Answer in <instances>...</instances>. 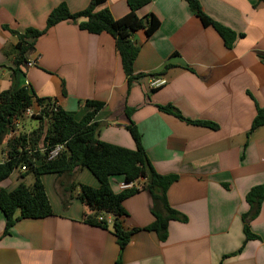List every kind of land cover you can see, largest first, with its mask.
<instances>
[{"label":"crops","instance_id":"obj_1","mask_svg":"<svg viewBox=\"0 0 264 264\" xmlns=\"http://www.w3.org/2000/svg\"><path fill=\"white\" fill-rule=\"evenodd\" d=\"M127 1L107 0L96 11L108 9L120 19L129 11ZM196 1L210 19L242 37L227 49L185 1L149 0L137 16L153 14L160 25L149 37L143 31L132 35L139 52L133 64L136 79L128 90L114 39L81 31L70 21L36 38L24 63L15 64L17 38L11 31H42L59 4L76 13L90 0H0V93L12 84L27 87L35 98L57 102L76 121L89 111L85 101L100 102L103 107L94 118L99 140L134 150L126 129L125 110H131L130 120L155 172L176 177L166 198L182 219L169 221L163 242L143 230L161 205L153 204L146 191L123 202L122 228L139 231L122 251V264H264V199L250 223L258 240L244 242L242 221L246 194L264 185V126L248 134L257 108H264V1ZM29 61L35 65L26 67ZM152 78L166 83L152 90ZM158 106H171L183 118L210 122L216 129L187 124ZM30 109L41 111L35 101ZM37 126L27 116L15 120L0 143V162L7 159L13 130L28 135ZM73 175L41 176L52 216L22 219L4 234L0 212V264H115L119 247L112 225L104 230L86 224L89 209L65 189L73 181L92 188L98 182L84 168ZM33 182L32 172L18 168L0 182V190ZM123 182L112 178L113 192L120 193Z\"/></svg>","mask_w":264,"mask_h":264},{"label":"trees","instance_id":"obj_2","mask_svg":"<svg viewBox=\"0 0 264 264\" xmlns=\"http://www.w3.org/2000/svg\"><path fill=\"white\" fill-rule=\"evenodd\" d=\"M106 1L90 0L84 10L76 13H71L67 5L61 3L49 13L44 30L27 29L24 33L11 31L17 38L16 66L24 63V56L36 38L55 25L70 21L81 31L92 35L107 33L114 39L129 90L136 79L133 64L139 52L131 40L132 35L143 31L149 37L158 29L160 22L153 14L142 18L137 16V11L149 3V0H128L129 11L120 19H114L108 9L96 11L97 7ZM183 1L203 27H211L216 31L227 49H231L237 38L242 37L205 15L198 1ZM33 101L41 107V112L32 116L38 121V126L28 135L20 134L10 139L6 144L7 159L0 163V182L22 166L27 168L25 173L32 172L34 175V182L30 187L21 183L11 191L0 190V212L5 217L4 234H8L9 230L22 219H42L53 215L41 176L51 174L70 179L77 169L84 168L95 177L98 187L92 188L73 181L65 189L70 198L73 197V192L77 191L75 197L89 209L90 214L84 218L86 224L106 230L108 229L106 218L108 215L113 216L112 231L119 247L115 264H122V251L131 235L139 231L135 229L126 232L122 228L121 220L127 215L123 202L140 191L149 193L153 204H160L162 208V211H152L154 220L143 230L154 232L159 241H165L169 221L182 219L181 215L171 208L166 198L167 190L176 181V177L162 176L155 172L142 146L141 134L130 120L131 110H125L130 121L126 129L134 141V150L99 140V125L94 118L103 107L102 103L85 101L84 105L89 111L81 120L76 121L72 113L61 108L53 112L51 100L35 98L27 87L17 88L12 84L8 90L0 93V143L12 128L14 121L24 117L25 110L31 107ZM158 109L187 124L216 129L213 123L183 118L179 111L171 106H158ZM261 126H264V108H257L248 134ZM41 143L44 147L48 146L47 148L65 143L66 149L56 159L48 161L46 151L43 153L40 151ZM28 151L32 153L28 155ZM115 177H121L125 183H132V187L120 193L113 192L111 179ZM263 199L264 185L251 188L245 196L248 211L242 215L244 242L259 239L251 233L250 223L259 214Z\"/></svg>","mask_w":264,"mask_h":264},{"label":"built area","instance_id":"obj_3","mask_svg":"<svg viewBox=\"0 0 264 264\" xmlns=\"http://www.w3.org/2000/svg\"><path fill=\"white\" fill-rule=\"evenodd\" d=\"M26 67H28V68H30V67H32V66H34L35 65V62L34 61H29V62H26ZM166 82L163 80V79H161V78H152L151 80H150V88L152 89V90H156V89H158V88H160V87H162L164 84H165ZM53 102V104H52V111L53 112H56L57 111V109L59 108V106H58V103L57 102H55V101H52ZM41 112V111H40ZM39 112V113H40ZM35 115H38V114H33L32 113V111H31V109H30V107L29 108H27L26 110H25V112H24V117L25 116H27V117H29V118H32V116H35ZM13 125H14V123H13ZM17 126V125H16ZM15 126V127H16ZM12 128H13V126H12ZM18 135H20V134H18V132H17V130L15 129V130H13L11 133H10V136H11V138L10 139H12L13 137H15V136H18ZM44 145H43V143H41V152L43 153V151H46V154H45V156H46V159L48 160V161H50V160H54V159H56L58 156H59V154L61 153V152H63L65 149H66V147H65V143H63V144H57V145H55L54 147H50V148H47L48 146H46V147H44ZM47 148V149H46ZM32 153V151H28L27 152V154L28 155H30ZM1 163V162H0ZM20 170L22 171V172H26L27 171V168L25 167V166H22V167H20ZM132 183H125V182H123V183H121L120 184V189H121V191L122 190H125V189H128V188H130V187H132ZM99 220H102L101 218H99ZM106 221H107V224L108 225H112V222H113V216L112 215H108L107 216V218H106Z\"/></svg>","mask_w":264,"mask_h":264},{"label":"rangeland","instance_id":"obj_4","mask_svg":"<svg viewBox=\"0 0 264 264\" xmlns=\"http://www.w3.org/2000/svg\"><path fill=\"white\" fill-rule=\"evenodd\" d=\"M0 156H1V154H0ZM76 195H77V191H74L73 196L75 197Z\"/></svg>","mask_w":264,"mask_h":264}]
</instances>
